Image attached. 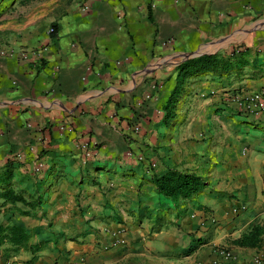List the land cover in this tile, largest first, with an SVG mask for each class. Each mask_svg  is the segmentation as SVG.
<instances>
[{
    "label": "crops",
    "instance_id": "obj_1",
    "mask_svg": "<svg viewBox=\"0 0 264 264\" xmlns=\"http://www.w3.org/2000/svg\"><path fill=\"white\" fill-rule=\"evenodd\" d=\"M1 50L0 190L36 205L0 206V224L39 249L7 256L4 242L0 264L264 254L230 242L264 224V111L233 101L264 93V0H0ZM201 56L214 63L178 69ZM168 169L201 188L172 202L153 180Z\"/></svg>",
    "mask_w": 264,
    "mask_h": 264
},
{
    "label": "trees",
    "instance_id": "obj_2",
    "mask_svg": "<svg viewBox=\"0 0 264 264\" xmlns=\"http://www.w3.org/2000/svg\"><path fill=\"white\" fill-rule=\"evenodd\" d=\"M51 35H55L56 27L52 25ZM210 63H214V56H201L190 59L178 66V69L182 72L186 69L196 68L199 66H207ZM178 86L175 87L173 93H176ZM157 191L171 199L172 202L187 198L196 193L202 185V179L194 172H181L176 169H168L162 175H156L153 178ZM18 203H24L28 205L21 195L15 193L12 189L0 190V206L10 204L14 206ZM36 203H32L31 207H34ZM29 206V205H28ZM21 214L30 215L29 211L22 210ZM32 234L24 226L16 223H8L7 225L0 224V245L4 242L8 244L4 248V253L8 256L10 254H16L19 251H30L32 255L39 249V246H29L28 242L31 239ZM231 244L249 247L259 248L264 242V224H255L247 232L243 233L239 238L232 239Z\"/></svg>",
    "mask_w": 264,
    "mask_h": 264
},
{
    "label": "built area",
    "instance_id": "obj_3",
    "mask_svg": "<svg viewBox=\"0 0 264 264\" xmlns=\"http://www.w3.org/2000/svg\"><path fill=\"white\" fill-rule=\"evenodd\" d=\"M52 27L48 29V33L52 31ZM9 52V51H8ZM1 55H6V50L0 51ZM21 57L26 58V53L22 52ZM233 101L245 112L251 115H259L264 111V93L261 91H252L243 95V93H238L233 96ZM80 149L84 154L82 162L94 157L95 153V143L90 146L89 141H83L80 144ZM217 257L211 259L206 264H219L221 261H226L228 264H233L234 255L232 251L227 247H218L215 250ZM253 264H264V254H256L253 257Z\"/></svg>",
    "mask_w": 264,
    "mask_h": 264
},
{
    "label": "rangeland",
    "instance_id": "obj_4",
    "mask_svg": "<svg viewBox=\"0 0 264 264\" xmlns=\"http://www.w3.org/2000/svg\"><path fill=\"white\" fill-rule=\"evenodd\" d=\"M29 205V206H28ZM28 205L27 204H24V203H20V205L19 206H17V207H15L16 205H14L13 206V208H12V211L10 212L12 215H14L15 213H17V214H21V211L22 210H25V211H29V212H31V205H32V202H29L28 203Z\"/></svg>",
    "mask_w": 264,
    "mask_h": 264
}]
</instances>
